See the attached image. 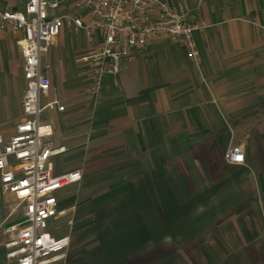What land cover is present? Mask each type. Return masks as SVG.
<instances>
[{
  "label": "crops",
  "instance_id": "1",
  "mask_svg": "<svg viewBox=\"0 0 264 264\" xmlns=\"http://www.w3.org/2000/svg\"><path fill=\"white\" fill-rule=\"evenodd\" d=\"M166 1L205 24L194 34L199 61L157 36L90 92L83 57L95 43L84 30L64 28L44 58L49 99L64 106L42 115L66 147L55 172L83 173L60 192L66 264H264V0ZM3 2L21 10L25 0ZM26 87L17 35L0 28L4 139ZM235 145L241 164L225 158ZM15 200L0 180V264L3 222L22 212L11 214Z\"/></svg>",
  "mask_w": 264,
  "mask_h": 264
},
{
  "label": "built area",
  "instance_id": "2",
  "mask_svg": "<svg viewBox=\"0 0 264 264\" xmlns=\"http://www.w3.org/2000/svg\"><path fill=\"white\" fill-rule=\"evenodd\" d=\"M204 27L188 8L166 0H25L21 10L0 0V28L17 35L27 81L21 121L8 139L0 134L2 189L16 199L11 214L22 210L3 222L6 264H66L71 248V237L56 236L54 225L68 211L60 192L82 181L83 173L55 172L53 158L66 147L53 144V126L42 118L47 109L64 110L57 96L49 99L52 80L43 66L53 39L64 28L82 29L95 43L83 59L92 65L89 91L97 92L106 75L119 73L122 61L157 36L170 37L199 61L194 34ZM225 158L245 162L240 145L228 148Z\"/></svg>",
  "mask_w": 264,
  "mask_h": 264
},
{
  "label": "rangeland",
  "instance_id": "3",
  "mask_svg": "<svg viewBox=\"0 0 264 264\" xmlns=\"http://www.w3.org/2000/svg\"><path fill=\"white\" fill-rule=\"evenodd\" d=\"M59 49H60V47H59ZM55 66V65H54ZM23 94V90H22V92H20V96H18V99H20V97H21V95ZM61 160V159H60ZM62 162H64L63 161V159L61 160ZM66 190V192L68 193V191H67V189H65ZM64 190V191H65ZM63 191V193H62V198H63V194H65L66 192H64ZM4 192V191H3ZM5 193V192H4ZM5 194H7V193H5ZM16 201V200H15ZM15 201H14V203H13V207H14V204H15ZM61 205L63 206V207H65V205H64V203H63V199H62V202H61ZM12 210H13V208H12ZM12 213V212H11ZM66 216V215H65ZM64 216V217H65ZM61 219V218H60ZM61 222H60V220L58 221V224H55L54 225V228H55V230H54V233L56 234V236H59V235H63L65 232H66V230H65V228L63 229V225H62V223L60 224Z\"/></svg>",
  "mask_w": 264,
  "mask_h": 264
},
{
  "label": "bare ground",
  "instance_id": "4",
  "mask_svg": "<svg viewBox=\"0 0 264 264\" xmlns=\"http://www.w3.org/2000/svg\"><path fill=\"white\" fill-rule=\"evenodd\" d=\"M43 66H45L46 67V65H45V63H44V59H43ZM50 76V75H49ZM61 224V223H60ZM62 224H64V222H62Z\"/></svg>",
  "mask_w": 264,
  "mask_h": 264
}]
</instances>
